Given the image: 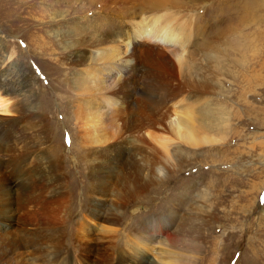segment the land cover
<instances>
[{
  "label": "bare ground",
  "instance_id": "bare-ground-1",
  "mask_svg": "<svg viewBox=\"0 0 264 264\" xmlns=\"http://www.w3.org/2000/svg\"><path fill=\"white\" fill-rule=\"evenodd\" d=\"M2 1L10 4L14 21H25L35 29L34 36L26 41V49L31 56L37 57L38 52L53 54L50 45L55 43L65 52L68 61L65 63L70 66L67 67L68 72L60 71L55 78L42 71L50 83L49 88L40 85L35 73L22 66L18 57H14V62L7 69L3 67L5 72L0 67V110L3 113H16L10 119L12 126L5 125L0 132V264H60L59 261L71 254V249H64V245L62 247L66 232L69 233L67 245L71 248L77 243V252L79 247L83 250L81 256L83 253L88 255L106 250L110 248V241H104L100 233L115 230L111 226L118 224L121 216L114 211L106 215L93 211L98 199L111 195L114 199L113 209L116 210L135 199V195L142 190L148 191L155 182H158V186L165 179L169 170L157 165L156 154L161 151L168 157L169 149L167 143L156 144V126L168 130L173 135L169 142L174 137L175 145L197 146L209 142L210 139L201 133L222 128L220 126L227 118H221L218 114L227 112L217 107L215 116L210 103L203 100V95L205 99L215 90L220 92L221 82L209 77L206 73L208 70L200 68V62L192 54L194 52L190 54V29H186L188 22L180 20L173 23L177 15L168 10L158 13L167 5H177V0H86L82 8L89 10L95 7L93 13L105 12V16L88 15L72 22H65L64 10L53 8L62 7L56 4L58 1ZM260 1L264 3V0ZM65 4L72 7L69 3ZM50 14L53 23L45 20ZM98 20H101L103 28ZM46 22L48 26L52 25V30L45 29ZM4 43L5 38L0 34V46ZM15 52L13 48L8 59H12ZM167 75L170 76L169 82ZM63 82H71L72 91L67 95L63 94ZM160 86L172 87L160 88L157 94ZM58 88L62 96L59 103L74 122V128L70 130L71 139L78 141L82 148L99 145L106 153L101 158L93 154L91 148L82 152L80 156L87 169L86 181L79 170H74V182L69 180L70 192L65 197L49 199L46 205H41L38 199L25 195L29 185L24 182V176H35V173L41 176V165L36 154L40 153L41 147H33L25 154H16L15 143L22 136L16 135L15 130L16 125L33 112L31 102L51 101V94ZM38 89L43 93L40 94ZM179 93L189 96L196 108L193 104H187L182 110L171 111L172 101ZM66 97L68 101L63 100ZM44 127L45 137L48 138L52 132L47 125ZM33 159H37V162L27 167L26 161ZM75 166L79 169L78 165ZM82 189L89 190L92 197L86 198L87 210L79 211V217L73 222L67 203L75 202V198L72 200L73 194ZM204 194L206 196L207 191ZM208 201L207 196L204 197L200 213L193 219L197 220L193 237L197 243L204 242L203 234L212 219L213 211L207 209ZM101 218L97 232L100 244L95 247V225H89L87 221L98 224ZM150 219H142L126 229L131 238L127 243L128 249L133 253L140 247L152 249L155 240L147 223L157 220ZM103 221L110 225L106 227ZM181 230L184 231L182 226ZM180 234L183 235L178 230L167 234L166 241L162 242L164 248L161 247L158 254L169 261L165 264H178L180 257L177 252L174 254L167 248L172 246V240L179 239ZM212 246H215V242L211 243Z\"/></svg>",
  "mask_w": 264,
  "mask_h": 264
},
{
  "label": "rangeland",
  "instance_id": "rangeland-1",
  "mask_svg": "<svg viewBox=\"0 0 264 264\" xmlns=\"http://www.w3.org/2000/svg\"><path fill=\"white\" fill-rule=\"evenodd\" d=\"M1 1L0 34L5 38V43L0 46V67L6 66L7 69L14 62V57H18L22 66L30 68L35 73L38 83L49 88L50 83L42 71H46L54 78L60 71L68 72L67 67L70 65L66 64L68 61L65 52L53 42L54 44L50 45L53 54L38 52L37 57L31 56L29 51L27 52L26 41L34 36L35 29L25 21H14L10 4ZM52 1H58L56 4L62 5L61 8H53L64 10L68 20L65 22L77 21L88 15L105 16V12L93 13L95 7L89 10L82 8L86 0L65 2L72 7H68L63 0ZM176 2L179 3L173 7L167 5L158 13L168 10L177 15V20L173 23L182 20L190 25V28L188 25L186 28L190 29L191 37L188 45L190 54L194 52L192 54L200 62V68L208 70L206 73L209 77L219 79L222 87L220 92L215 90L205 99L203 95V100L210 103L215 116L218 112L217 107L225 110L227 113L218 116L227 120L220 126L222 128L203 131L201 135H206L210 141L197 146L181 143L175 145L174 137H171L169 142L170 136L173 135L161 126H156L154 129L156 144L167 143L169 149L168 157L161 151L156 154L157 165L163 170H169L165 179L161 180L158 186V182H155L153 188L148 191L142 190L135 195V199L116 210L113 209L114 199L111 195L99 198L96 202L98 208L94 207L96 209L93 211L101 215L114 211L121 216L119 223L111 226L115 230L100 233L104 241H110L108 243L110 248L90 252L88 255L83 253L81 256L83 250L79 247L77 252V243L70 245L71 248L67 245L69 233L66 232L65 236L63 235L62 247L71 249L69 252L71 254L67 259L59 261L60 264H165L169 261L163 259L164 257L161 258L158 250L164 248L162 242L166 241V235L177 230L183 235L180 234L179 239L172 240L173 247L167 249L174 251V254L177 252L180 257L178 264H264V57L262 56L264 55V3L260 0H177ZM14 4L12 3L16 6ZM49 16L45 20L53 23L52 15ZM99 21L101 25V20L97 22ZM100 27L103 28L102 25ZM45 29L50 31L53 28L46 22ZM48 31L47 34L50 35ZM13 48L16 50L15 55L12 59H8ZM3 70L6 71L5 68ZM166 79L168 81H164L169 82L170 76L167 75ZM63 84V89L67 90H64L63 94L67 95L72 91L71 82H63ZM171 87L160 86L156 93L159 94L161 89ZM38 91L40 94L43 93L40 89ZM60 91V88L54 91L49 102H39L41 100L31 102L30 108L33 112L16 125L17 133L14 131L16 135L22 136L15 143L16 154H25L33 147H41H39L40 153H36L41 165V176L37 173L35 176H24L26 177L24 182L29 185L25 195L38 199L41 205H46L49 199L65 197L70 192L69 180L71 183L74 180V170L76 172L79 170L83 180L86 181L87 169L84 159L80 156L82 152H87L91 148L93 154L101 158L106 153L99 145L92 144L90 147L82 148L78 141L71 139L70 130L74 128V122L65 114L59 103L62 98ZM178 95L172 101L171 111L182 110L187 104H193L194 109L196 108L189 96L186 97L184 93ZM63 100L68 101L69 98ZM11 101L10 99L9 102ZM15 114L12 111L3 113L0 110V132L5 125L12 126L13 121L10 119L15 117ZM45 125L52 132L48 138L45 137ZM172 140L175 141L174 144ZM35 160L37 159L27 160L26 166H32L37 162ZM75 165H78L79 169H76ZM11 167L15 168V166ZM16 177L20 178V176ZM206 191L209 199L206 202L207 209L213 211L212 219L203 234L204 242L200 241L198 244L193 238L197 223V220L193 219L200 213ZM89 197H92L90 191L82 189L73 194L72 200L75 198V202L67 203L73 222L83 209L87 210L85 204L86 198ZM146 218L157 220L147 223L155 241L152 249L140 247L136 253H133L128 249L131 238L127 235L126 229ZM101 221L102 218L97 221L99 225L95 224V221H87L89 225H95L93 228L95 247L96 244H100L97 241V232ZM102 223L106 227L110 225L104 221ZM181 226L184 231L181 230ZM213 237L215 238L212 239ZM214 242L213 250L211 243Z\"/></svg>",
  "mask_w": 264,
  "mask_h": 264
},
{
  "label": "crops",
  "instance_id": "crops-1",
  "mask_svg": "<svg viewBox=\"0 0 264 264\" xmlns=\"http://www.w3.org/2000/svg\"><path fill=\"white\" fill-rule=\"evenodd\" d=\"M264 57V55H262Z\"/></svg>",
  "mask_w": 264,
  "mask_h": 264
}]
</instances>
